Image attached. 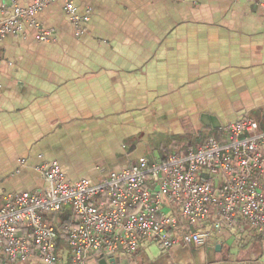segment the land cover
Returning a JSON list of instances; mask_svg holds the SVG:
<instances>
[{
	"label": "crops",
	"instance_id": "1",
	"mask_svg": "<svg viewBox=\"0 0 264 264\" xmlns=\"http://www.w3.org/2000/svg\"><path fill=\"white\" fill-rule=\"evenodd\" d=\"M12 4L0 0V23ZM76 5L92 10L89 22L75 26L65 1L55 0L35 17L51 33L48 41H38L25 22L21 33L0 43V209L9 195L41 189L36 167L48 162L58 161L71 182H96L141 158L198 147L207 134L223 139L241 119L264 126L263 6L245 0ZM57 255L62 264L72 261L71 250ZM116 258L264 264V238L224 225L204 247L162 251L148 244ZM0 264L43 263L11 262L1 253Z\"/></svg>",
	"mask_w": 264,
	"mask_h": 264
},
{
	"label": "built area",
	"instance_id": "2",
	"mask_svg": "<svg viewBox=\"0 0 264 264\" xmlns=\"http://www.w3.org/2000/svg\"><path fill=\"white\" fill-rule=\"evenodd\" d=\"M11 1L0 43L21 33L25 22L38 41H48L51 33L35 17L55 0H34L27 8ZM64 1L75 26L90 21L91 9L80 12L77 0ZM245 1L264 7V0ZM36 169L43 187L7 196L0 209V254L11 262L62 264L60 241L72 252L70 264H100L109 254H138L148 244L162 251L204 247L224 225L264 238V130L256 120L235 122L221 141L211 137L184 153L141 158L96 182L69 181L58 161Z\"/></svg>",
	"mask_w": 264,
	"mask_h": 264
},
{
	"label": "water",
	"instance_id": "3",
	"mask_svg": "<svg viewBox=\"0 0 264 264\" xmlns=\"http://www.w3.org/2000/svg\"><path fill=\"white\" fill-rule=\"evenodd\" d=\"M100 264H121V261L113 254H109L106 258L100 261Z\"/></svg>",
	"mask_w": 264,
	"mask_h": 264
},
{
	"label": "rangeland",
	"instance_id": "4",
	"mask_svg": "<svg viewBox=\"0 0 264 264\" xmlns=\"http://www.w3.org/2000/svg\"><path fill=\"white\" fill-rule=\"evenodd\" d=\"M262 128L264 129V126H263ZM207 135H209V136H211V137H216L215 134H207ZM194 147H196V146H194ZM153 246H155L156 248L160 249V248H159L158 246H156V245H153ZM61 248H63L65 251H66V250H68V251L70 250V249L68 248V246H67L63 241H61V243H60L59 249L57 250V254L60 253ZM27 261H29V260H27ZM24 262H26V261H24Z\"/></svg>",
	"mask_w": 264,
	"mask_h": 264
},
{
	"label": "trees",
	"instance_id": "5",
	"mask_svg": "<svg viewBox=\"0 0 264 264\" xmlns=\"http://www.w3.org/2000/svg\"><path fill=\"white\" fill-rule=\"evenodd\" d=\"M216 138H217V137H216ZM207 139H208V138H207ZM217 139L220 140V141L222 140V139H219V138H217Z\"/></svg>",
	"mask_w": 264,
	"mask_h": 264
}]
</instances>
